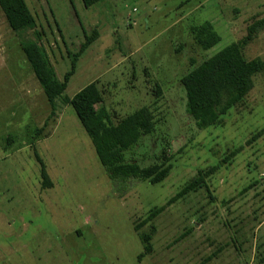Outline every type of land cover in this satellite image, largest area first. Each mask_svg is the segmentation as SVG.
Masks as SVG:
<instances>
[{"label":"rangeland","instance_id":"374dc122","mask_svg":"<svg viewBox=\"0 0 264 264\" xmlns=\"http://www.w3.org/2000/svg\"><path fill=\"white\" fill-rule=\"evenodd\" d=\"M26 3L36 28L25 32L13 31L0 7V264H264V133L249 142L264 130V75L205 129L188 115L182 84L234 43L264 61V29L246 39L264 0ZM206 23L220 39L208 49ZM93 35L64 95L96 83L97 110L113 124L148 107L153 131L125 161L170 166L161 183L111 176L74 109L57 99L52 114L21 46L38 39L63 81ZM213 167L205 186L170 204ZM157 207L164 210L144 223Z\"/></svg>","mask_w":264,"mask_h":264},{"label":"trees","instance_id":"16d2710c","mask_svg":"<svg viewBox=\"0 0 264 264\" xmlns=\"http://www.w3.org/2000/svg\"><path fill=\"white\" fill-rule=\"evenodd\" d=\"M86 8L92 7L102 0H81ZM0 7L10 28L15 32H25L36 28V19L32 14L26 0H0ZM207 31L208 45L212 47L219 38L212 31L209 23L204 25ZM264 29V18L256 21L248 28L247 40L253 34ZM194 30L193 28L191 29ZM205 30V29H203ZM37 38H40L37 33ZM96 37L89 36L81 46V50L73 54L71 71L66 73L64 80L56 77L54 66L50 62L46 51L37 40H28L21 43L22 50L30 63L34 74L41 84L44 93L52 106V114L55 110V102L60 99L64 105L71 106L86 133L92 141L99 162L113 177H139L150 184L163 182L169 174L170 166L162 168L160 165H152L140 168L137 164L126 163L125 154L135 147L143 135L153 131L154 119L148 107H142L134 113L126 116L117 124L110 123L106 110H97V106L103 102V96L96 83H91L79 91L74 97L64 95L67 83L75 72L76 64L81 54L87 49ZM197 40V35L196 38ZM40 40V39H39ZM199 41V40H198ZM201 41V40H200ZM199 41V42H200ZM264 75V61L260 58L248 60L243 54V44L234 43L211 59L207 60L198 69L182 79L186 92V110L188 115L195 121L197 127L205 129L220 124L221 118L230 109L238 106L254 88V77ZM224 96L227 97L225 103ZM264 130L253 135L249 142L260 138ZM217 170L216 167L203 172L192 179L177 195L169 202L172 204L178 198L190 192H194L206 185V175ZM44 184L50 187L45 168L41 171ZM164 207H157L150 213L144 222L158 216ZM145 253L151 252L149 235H143ZM144 255H140L141 261ZM211 256L206 260H211Z\"/></svg>","mask_w":264,"mask_h":264}]
</instances>
